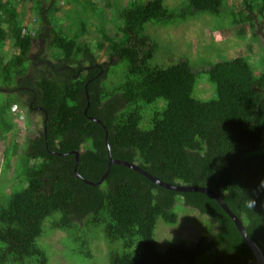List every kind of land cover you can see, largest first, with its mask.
<instances>
[{
    "label": "trees",
    "instance_id": "1",
    "mask_svg": "<svg viewBox=\"0 0 264 264\" xmlns=\"http://www.w3.org/2000/svg\"><path fill=\"white\" fill-rule=\"evenodd\" d=\"M29 1L46 26L43 38L55 52V65L71 69L60 77L40 75L30 81L35 34L14 7L0 0V48L8 42L13 49L8 58L0 52V84L6 89L0 100V139L15 136L11 108L23 104L21 94L41 108L43 118L39 136L25 139L16 150L14 138L8 143L4 165L6 171L14 168L22 188L0 202V264H48L40 242L46 222L49 230L67 235L68 255L77 262L92 259V241L102 236L115 246L107 254L109 264H199L204 258L205 264H255L231 220L205 194L159 187L120 165H112L97 186L76 177L72 151L78 153L77 173L89 182L101 178L108 162L104 129L90 118L106 128L112 158L172 186L215 191L264 257V61L257 75L243 56L210 62L196 72L187 59L152 65L163 47L146 33L147 25L177 26L204 16L215 28H255L257 21L264 24V0H243L244 13L226 0H183L174 7L165 0H130L117 8L120 23L113 35L104 30L101 11L96 12V49H107L123 66L119 79L107 85L105 73L92 79L98 70L81 72L76 79L71 73L96 59L84 40L93 4L63 0L81 7L69 12L65 28L57 18H46L47 9L58 11L59 0ZM203 77L215 93L206 101L193 96ZM85 85L89 106L84 114ZM19 86L29 89L11 94ZM188 207L212 221L213 230L193 245L170 242L158 250V223L175 225L177 212Z\"/></svg>",
    "mask_w": 264,
    "mask_h": 264
},
{
    "label": "rangeland",
    "instance_id": "2",
    "mask_svg": "<svg viewBox=\"0 0 264 264\" xmlns=\"http://www.w3.org/2000/svg\"><path fill=\"white\" fill-rule=\"evenodd\" d=\"M8 3L9 7H14L19 13V19L23 25L28 28V31L32 34H36L40 27H42V21L40 15L33 9L32 3L29 0H2ZM93 4V9L87 12L88 24L86 26V33L84 34V40L90 45L96 56L95 63L108 65V74L111 77L110 80L107 77L104 78V83L110 84L111 81H117L121 76L123 69L122 64L114 57H110L107 49L98 50L96 44L99 42V20L95 14L101 11L103 19L105 21L104 30L108 35H113L115 32V25L120 23V18L117 16V8L125 6L130 0H89ZM146 1V0H142ZM183 0H165L166 5L174 7L179 5ZM227 5L232 6L237 11L245 12L243 6V0H226ZM43 7H47L44 4ZM58 11L54 12L47 9L46 18L51 19L53 16L57 18V24H61L63 27H67L71 20L68 18L69 12L73 10H80L79 5L67 3L63 0H59L57 3ZM72 15V14H71ZM211 17H199L197 19H189L187 22L179 24L177 26L157 27L154 25H147L146 33H148L153 39L161 43L163 50L155 55L151 61L152 65L165 66L175 64L179 60L187 59L194 72L201 71L206 68L210 62H221L243 56L248 58L251 66L254 69L255 74H259L262 69L264 61V24L261 22H255V28H251L249 24L242 26H228L222 25L215 28L213 26V20ZM216 21L215 23H217ZM219 23H217L218 25ZM43 49V57L50 62L57 64V60L52 58L54 50L48 47V43L43 39L35 40L32 43V48L29 53L31 55L36 54L37 49ZM13 49L7 42L3 48H0V52L8 58ZM60 54L58 53V56ZM86 65V63H82ZM34 66V65H33ZM37 67H33L30 72V81L35 80L37 74ZM112 73V74H111ZM201 84L198 85L196 91H194V98L206 101L214 98V87L210 85L203 77L200 79ZM3 85L0 84V88ZM5 91L0 89V100L3 98ZM16 94V93H11ZM14 105L15 108L11 111V117L16 120L14 123L15 136L7 135L5 139H0V202L2 198L7 196L12 191L21 189V185L14 174V168H9L6 171L4 161L6 157V151L9 146V141L14 138V150L17 145H22L25 139H33L39 136L42 131V114L41 110L35 109L28 112L25 104ZM12 108V109H13ZM264 145V135H263ZM78 155V154H77ZM17 157L11 159V164L14 166ZM103 182V181H102ZM21 187V188H20ZM178 220L175 225H165L158 223L155 231V240L157 248L160 251H164L170 242L183 241L188 245H193L199 241L200 237L207 235L208 231L214 228V224L207 217L200 214L196 209L188 207L183 211H178ZM48 222L45 223L46 234L40 240L45 246L48 252L49 263L48 264H109L107 254L109 251L115 248L114 245L110 246L103 240L102 236L94 239L91 244V260H85L83 262H77L74 258H70L67 252L68 237L67 235L58 230H49ZM206 257V256H203ZM208 258H204L199 261V264H205ZM210 263V260H209Z\"/></svg>",
    "mask_w": 264,
    "mask_h": 264
},
{
    "label": "water",
    "instance_id": "3",
    "mask_svg": "<svg viewBox=\"0 0 264 264\" xmlns=\"http://www.w3.org/2000/svg\"><path fill=\"white\" fill-rule=\"evenodd\" d=\"M84 92H85V97H86V109L84 110V114L86 113V110L89 106V99L87 96V89H86V85L84 86ZM39 110H41V108H39ZM91 120L95 121L96 123L100 124L105 132V137H104V143H105V147H106V153H107V165H106V169L104 174L101 176V178L97 181V182H89L83 178H81V176L77 173L76 171V166H77V162H78V153L77 151H72L71 153L74 155V168H73V174L78 177L79 179L82 180L83 183L90 185V186H97L100 185L102 183V181L105 179V177L108 175L109 169L112 165H120V166H124L142 176H144L146 179H148L151 183L165 188V189H169V190H173V191H178V192H198V193H202L205 194L207 196H209L211 199H213L218 206L222 209V211L228 216V218L231 220V222L233 223L237 233L239 234L240 238L243 240V242L247 245V247L250 249V251L252 252L254 258H255V264H264V257L262 255L261 250L257 247V245L249 238V236L247 235V233L244 230V227L241 223V221L239 220V218L227 207V205L222 201L221 197L213 190L206 188V187H195V186H172L171 184L168 183H164L161 182L158 178L148 174L146 171L142 170L141 168H139L137 165L126 162V161H122V160H116L114 158L111 157L110 154V150H109V145L107 143V135L108 132L106 130V128L103 126V124L101 123L100 120L95 119V118H90ZM44 134H45V128L43 129Z\"/></svg>",
    "mask_w": 264,
    "mask_h": 264
},
{
    "label": "flooded vegetation",
    "instance_id": "4",
    "mask_svg": "<svg viewBox=\"0 0 264 264\" xmlns=\"http://www.w3.org/2000/svg\"><path fill=\"white\" fill-rule=\"evenodd\" d=\"M40 29H41V32L39 31V32H37L35 34L34 41L35 40L42 41L44 39L43 36H44V34H45L46 30H47L46 26H42V27H40ZM42 55H43V49L38 48L36 54L31 55L29 57L30 60L33 61V65L35 67H37V70H36L37 74L48 75V76L51 75V74L52 75L54 74L55 76L60 77L62 70H70L71 69V67H69L68 65H65V64L55 65L54 63L50 62L48 59H46ZM89 69L98 70L97 75H94V77H92V79L93 78L94 79L97 78V76L98 77L101 76L102 73H105V76H103L104 78L108 77V70H109L108 69V65H106L105 63L98 64V63H95V62L92 63V64L86 63V65H84V66L82 65L81 66V69H78L76 71H72L71 72L72 73V77L74 76V78L76 79L79 73L82 72L83 74H86ZM73 72H75V74ZM35 78L37 79V76ZM0 89H2L3 91L6 90L5 88H0ZM23 89H27L28 90L29 88H27V87L24 88V87H21V86L15 87V88L12 89V93H16V94L20 95L22 93ZM20 96H21L22 100L27 103L28 108H32L33 110H35L36 108L37 109L40 108L39 106H34L33 105V100L30 101L29 97L27 95L24 96V95L21 94ZM32 98L34 99V96Z\"/></svg>",
    "mask_w": 264,
    "mask_h": 264
},
{
    "label": "built area",
    "instance_id": "5",
    "mask_svg": "<svg viewBox=\"0 0 264 264\" xmlns=\"http://www.w3.org/2000/svg\"><path fill=\"white\" fill-rule=\"evenodd\" d=\"M13 107H15V106H13ZM13 107H12V108H13ZM12 108H11V111H13V110L15 109V108H13V109H12ZM13 112H14V111H13ZM12 122L16 123V120H13V119H12Z\"/></svg>",
    "mask_w": 264,
    "mask_h": 264
}]
</instances>
